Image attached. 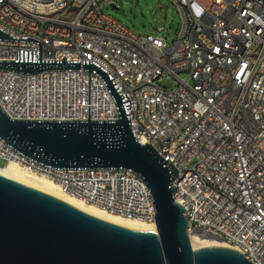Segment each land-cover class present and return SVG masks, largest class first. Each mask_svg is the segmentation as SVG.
<instances>
[{
  "label": "built area",
  "instance_id": "2783aa9c",
  "mask_svg": "<svg viewBox=\"0 0 264 264\" xmlns=\"http://www.w3.org/2000/svg\"><path fill=\"white\" fill-rule=\"evenodd\" d=\"M117 1L0 0V61L80 64L0 69L1 109L13 119L114 121L118 99L88 66L100 68L135 138L177 169L174 197L189 210L190 236L233 240L264 264V0H172L180 22L171 40L164 27L138 33L103 10ZM0 158L87 203L156 224L152 191L132 168L53 166L1 136ZM182 171L189 179L177 184Z\"/></svg>",
  "mask_w": 264,
  "mask_h": 264
},
{
  "label": "water",
  "instance_id": "95a60500",
  "mask_svg": "<svg viewBox=\"0 0 264 264\" xmlns=\"http://www.w3.org/2000/svg\"><path fill=\"white\" fill-rule=\"evenodd\" d=\"M79 67L67 61H0V69L31 73ZM88 67L107 78L120 106L116 120L13 119L0 107V136L53 166L132 168L152 191L158 233L113 224L0 174V264H253L231 247L193 248L185 209L174 197L177 169L135 138L112 81L100 68Z\"/></svg>",
  "mask_w": 264,
  "mask_h": 264
},
{
  "label": "bare ground",
  "instance_id": "6f19581e",
  "mask_svg": "<svg viewBox=\"0 0 264 264\" xmlns=\"http://www.w3.org/2000/svg\"><path fill=\"white\" fill-rule=\"evenodd\" d=\"M26 16L35 17V10L26 9ZM243 18H251V11H243ZM0 174L47 192L82 209L83 211H86L113 224L135 231L146 232L150 234L158 233L155 223L142 221L136 218H128L106 211V205L95 206L93 204L87 203L74 195L64 192L52 179L43 175L30 173L16 162H10L7 165L0 166ZM188 179L189 171H182L181 177H177V184H184V180ZM184 215L186 219H189V210H184ZM190 237L194 249L208 246H224L235 249V242L230 239H223V241H221L214 238H201L197 235H191ZM239 246L244 248V250H251V241L248 240V238H239Z\"/></svg>",
  "mask_w": 264,
  "mask_h": 264
},
{
  "label": "rangeland",
  "instance_id": "374dc122",
  "mask_svg": "<svg viewBox=\"0 0 264 264\" xmlns=\"http://www.w3.org/2000/svg\"><path fill=\"white\" fill-rule=\"evenodd\" d=\"M105 4L102 8L117 19L121 20L130 29L138 33L159 32L171 40L176 35L180 22V14L172 0H118L115 3ZM184 75V74H183ZM164 84L174 85L172 79H165ZM6 161L0 158V166Z\"/></svg>",
  "mask_w": 264,
  "mask_h": 264
}]
</instances>
